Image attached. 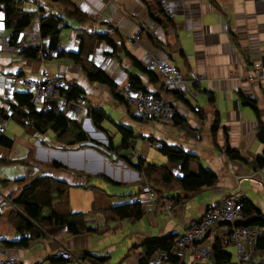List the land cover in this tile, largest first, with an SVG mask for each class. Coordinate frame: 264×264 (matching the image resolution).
<instances>
[{"label":"crops","instance_id":"1","mask_svg":"<svg viewBox=\"0 0 264 264\" xmlns=\"http://www.w3.org/2000/svg\"><path fill=\"white\" fill-rule=\"evenodd\" d=\"M59 1L19 0L18 4L25 10L43 9L42 15L64 16L69 26L62 32L61 43L67 52L79 51L86 32L107 33L115 46L98 40L86 58L90 72L102 69L124 95L136 94L130 88V79L139 76L148 91L174 104L186 127L147 120L140 115L136 103L127 98L126 104L120 103L108 86L91 82L87 72L66 56L46 61L24 57L21 48L10 43V31L4 27L0 10V117L9 114L5 136L15 140L11 149L0 144V192L13 202L0 196V240L13 241L22 236L9 220L16 209L14 201L25 187L44 175L70 185L66 195L69 210L86 213L88 229L96 230L71 234L66 227L43 229L44 236L35 239L30 247L7 248L19 264H60L53 259H60L61 248L80 259L66 264H110L116 253L125 258L124 264H141L145 242L171 234H178L180 239L229 194L249 199L264 216V167L253 165L255 157L264 153V143L257 136L260 125H264V83L249 80L254 62L264 67V0H166L173 19L164 14L161 0H71L87 15L85 21L65 16L66 8ZM137 36L139 42L134 41ZM148 51L171 60L184 73L186 80L180 88L168 87L161 76L155 82L140 69H151ZM44 67L65 77L68 89L79 87L85 92L86 108L69 99L65 91L56 109L80 121L93 141L66 149L54 131L40 132L34 125L24 126L10 116L16 94L32 93L27 82L37 80ZM196 105L201 108L199 112L194 109ZM93 108L103 109L111 119L98 126L87 113ZM13 120L23 129L12 125ZM216 120L219 125L214 130ZM119 124L134 130L135 138L128 149L117 153L109 145L110 138L115 146L122 142ZM117 134L121 136L119 144L115 141ZM151 138L195 155L191 170L196 173L200 167L210 169L218 175V182L196 194L186 192L180 183L184 176L181 167L172 166ZM141 140L143 149L137 151ZM227 144L240 150L248 163L231 160L222 151ZM152 148L157 151L153 153ZM139 157L148 163H166L167 159L165 165L173 167L176 179L162 198H151V188L133 165ZM56 163L62 168L55 167ZM101 177L117 184H138V191L108 194ZM178 194L183 198L176 202L172 196ZM138 197L146 209L142 218L108 220L106 210L140 203ZM130 232L134 235L128 236ZM216 241L232 255L227 264H264V249L258 248V243L248 246L243 259H239L229 225L218 226L207 239L211 245ZM174 253L181 259L177 264H217L213 257L196 260L190 250L176 249ZM148 262L174 264L164 253L152 256Z\"/></svg>","mask_w":264,"mask_h":264},{"label":"trees","instance_id":"2","mask_svg":"<svg viewBox=\"0 0 264 264\" xmlns=\"http://www.w3.org/2000/svg\"><path fill=\"white\" fill-rule=\"evenodd\" d=\"M19 0H0V10L3 15L4 27L10 31L9 41L12 45H17L21 48V54L26 58H40L39 51L43 44L49 45L51 48H56L61 43L62 32L69 26L64 16L56 14L42 15L43 9L40 11L25 10L18 4ZM66 8L65 16L77 18L85 21L87 15L82 12L76 4L71 0H60ZM41 14V16H40ZM48 41H45V40ZM105 40L112 47L115 46L114 41L110 40L107 33H93L86 32L82 36L81 46L78 52H67L60 54L70 58L75 63L79 64L82 69L87 72L88 78L91 82H99L108 86L115 96V98L122 104L127 103L124 94L118 92V85L102 70L96 69V72H90V68L86 63L88 56L96 48L98 40ZM140 66V65H139ZM140 69L148 73L150 78L158 82L161 77L158 71L154 69H147L140 66ZM166 84L163 83L164 87ZM130 88L133 92L151 94L148 91L143 81L139 76H132L130 79ZM67 97L71 100H79L84 98V91L79 87L65 89ZM176 95L181 96L178 92L171 89ZM32 93L16 94V104H12L11 115L20 124L24 126L34 125L38 131L52 130L54 131L60 141L69 149L76 145L86 144L93 141L92 137L83 129L80 121L69 117L64 111L57 112L56 106L46 108L38 111L35 106L31 104ZM210 100L214 101V96H210ZM88 114L92 117L95 124L101 126L104 120H110L111 115L106 113L101 108L89 109ZM8 118V115L1 114ZM9 116V117H10ZM175 125L186 127L184 119L180 118L175 113L173 121ZM219 125L216 120L214 130ZM118 131L122 135V142L115 146L114 141L110 138V149L114 152L128 149L131 145V140L135 138L134 130L117 126ZM258 139L264 143V125H260L258 131ZM151 143L166 156L171 162L172 166L178 164L181 167L184 176L180 179L183 190L188 193L196 194L204 188L214 186L218 180V175L205 167H200L198 172L191 170L190 164L196 159L195 155L186 152L183 149L174 148L167 145L165 142L151 138ZM15 140L4 135L0 136V144L8 149L14 146ZM222 151L231 159L248 163V159L242 156L240 150L234 149L229 144L225 146ZM10 162V160H8ZM144 176L145 183L162 198V196L170 192L169 188L176 179L171 165L148 163L143 157H139L138 163L133 164ZM255 168L264 167V153L255 157L253 161ZM57 168H62L61 164H54ZM7 182V181H5ZM70 185L66 182L60 181L51 175H44L38 177L34 182L25 187L21 194L15 199L14 209L10 215V222L22 234V236L13 241L6 239L0 240V246L5 248H28L35 239L44 236L43 229L66 227L71 234H82L84 232H93L95 229H88L86 223V213L71 212L69 210L68 197H66ZM187 196L186 198H190ZM180 194L172 196L174 201H178ZM56 201L58 203L56 204ZM244 203L243 214L245 221H239L240 224L264 227L263 213L256 207V205L247 198H242ZM143 203H128L125 205L114 206L105 211L106 217L109 221L116 219H140L145 212ZM251 217V218H250ZM178 234H171L160 240H153L145 242L142 247L144 255L140 259L141 264H148V260L158 254L164 253L168 260L174 264L180 262V257L175 256L174 247L178 241ZM258 248L264 249V236L257 240ZM213 259L217 264H227L231 262L232 255L228 253L222 246L221 242L216 241L213 245ZM104 261V260H102ZM53 262L66 264L67 261L62 259H53Z\"/></svg>","mask_w":264,"mask_h":264},{"label":"built area","instance_id":"3","mask_svg":"<svg viewBox=\"0 0 264 264\" xmlns=\"http://www.w3.org/2000/svg\"><path fill=\"white\" fill-rule=\"evenodd\" d=\"M160 3L164 14L168 18L173 19V10L166 3V0H161ZM139 39L140 36H137L134 38V41L139 42ZM65 51H67L66 46L62 43L58 44L56 48H51L49 45L43 44L39 51V57L42 61H46L50 57H59ZM147 56L150 60V68L159 72L160 76L165 79L168 87L180 88L185 82L186 78L184 73L171 60L165 59L158 53L152 51H148ZM250 72V81L264 83V67L260 62H254ZM27 83L32 90L31 104L35 107L42 108L56 106L64 95L63 91L68 88L66 78L56 76L48 67L43 68L37 80H28ZM125 97L130 103H136L140 115L149 121L172 122L174 119L176 110L174 104L171 102H165L157 96L140 92L134 95H125ZM77 101L80 107L86 108L84 107L87 104L86 99L80 98ZM194 109L196 112H199L201 108L196 105ZM8 123L9 119L7 117H0V136L6 133ZM150 195L153 199L157 198V194L154 191L150 190ZM0 196L3 200L12 202V200L6 198L1 192ZM137 200L138 202L142 201L141 197H138ZM243 208L244 203L239 194L227 195L215 208L208 210L193 227L188 229L178 239L174 251L176 252V249L178 252L190 250L193 252L196 260L212 258L214 255L213 245L208 244L207 239L215 232L218 226L226 224L231 228L232 241L237 245L238 256L242 260L247 247L255 245L257 240L264 236V227L240 224L239 221L244 217ZM58 257L67 262L72 260L80 261L67 248H61ZM0 264H19V262L15 256L9 253L7 248L2 247L0 249Z\"/></svg>","mask_w":264,"mask_h":264},{"label":"rangeland","instance_id":"4","mask_svg":"<svg viewBox=\"0 0 264 264\" xmlns=\"http://www.w3.org/2000/svg\"><path fill=\"white\" fill-rule=\"evenodd\" d=\"M201 101L204 103V100H201ZM11 123H12V125H17L18 127H20L19 124L17 122H15L14 120L11 121ZM20 129H23V128L20 127ZM115 141L117 142V144H119V142L121 141V136L119 134H117V136L115 138ZM142 143H143V140H141V143L136 145V150L137 151L143 149V146H142L143 144ZM18 148L19 147L17 146V149ZM152 149H153L152 150L153 153H154V151H157L156 148H152ZM156 163H158V164H167L168 161L166 159V163H159V162H156ZM101 178L103 179V182L101 184H106L107 185V188L109 190V192L107 191L108 194H114V193L116 194L117 193V194L122 195V194H125V193H131V192L136 193L138 191V186H139L138 184H124V183H118L117 184V183H113L112 181H109V180L107 181V179L105 177H101ZM131 235L133 236L134 233L133 232L128 233V236H131ZM130 246L133 247L132 245H130ZM131 247H129V248H131ZM127 250H129V249H127ZM133 250H135V248H133ZM127 252L128 251H125L124 255H126ZM234 256H236L235 252H234ZM123 258L124 257H121L119 255V253H116V254L113 255V257L111 258V260L109 262H110V264H124Z\"/></svg>","mask_w":264,"mask_h":264}]
</instances>
